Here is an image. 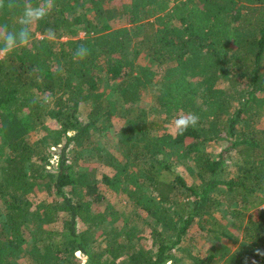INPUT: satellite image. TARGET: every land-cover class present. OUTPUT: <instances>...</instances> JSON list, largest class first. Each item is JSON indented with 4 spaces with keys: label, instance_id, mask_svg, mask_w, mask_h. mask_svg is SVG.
Masks as SVG:
<instances>
[{
    "label": "trees",
    "instance_id": "trees-1",
    "mask_svg": "<svg viewBox=\"0 0 264 264\" xmlns=\"http://www.w3.org/2000/svg\"><path fill=\"white\" fill-rule=\"evenodd\" d=\"M32 31L0 56V264H264V0H55Z\"/></svg>",
    "mask_w": 264,
    "mask_h": 264
},
{
    "label": "clouds",
    "instance_id": "clouds-1",
    "mask_svg": "<svg viewBox=\"0 0 264 264\" xmlns=\"http://www.w3.org/2000/svg\"><path fill=\"white\" fill-rule=\"evenodd\" d=\"M7 8L15 14V25L0 26V53L11 55L17 50L31 46L34 33L33 26L44 21L55 9V0H0V9ZM89 48L81 44L74 52V60H84L89 55ZM45 103L49 101L45 100ZM199 117L194 113L178 116L174 120L175 127L183 132L189 127H196ZM258 255L264 256V251L257 250Z\"/></svg>",
    "mask_w": 264,
    "mask_h": 264
},
{
    "label": "rangeland",
    "instance_id": "rangeland-1",
    "mask_svg": "<svg viewBox=\"0 0 264 264\" xmlns=\"http://www.w3.org/2000/svg\"><path fill=\"white\" fill-rule=\"evenodd\" d=\"M3 53H0V56L2 55ZM153 97L150 95L147 96V100L148 101H152ZM113 135H111L112 137ZM219 148L218 145H215V146H209L208 147V150H213V151H216L217 149ZM82 162V165L83 166H88L90 169H95L94 171L97 173V177L100 179L101 178V175L102 173H106V172H109L110 168L106 165H103V164H99L97 162H87V161H81ZM181 171H183L186 175V177L189 179V181L191 180V176L185 172V170L183 168H179ZM1 173V172H0ZM110 199L114 200V196H111L110 195ZM125 201V200H124ZM196 237L195 238H199L200 235L198 234H195ZM85 264V262L83 263Z\"/></svg>",
    "mask_w": 264,
    "mask_h": 264
}]
</instances>
